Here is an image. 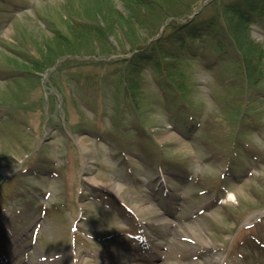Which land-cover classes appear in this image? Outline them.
<instances>
[{"label":"rangeland","instance_id":"374dc122","mask_svg":"<svg viewBox=\"0 0 264 264\" xmlns=\"http://www.w3.org/2000/svg\"><path fill=\"white\" fill-rule=\"evenodd\" d=\"M9 1L15 9L0 5L5 264H136L135 245L148 243L156 264H264V247L253 252L248 241L264 242V78L248 107L233 50L188 41L176 59L153 62L128 95L115 76L132 53L127 40L109 37L114 53L79 48L72 28L102 26L104 10L126 12L123 0ZM251 34L264 46L260 27ZM47 43L59 57L41 67ZM251 108L242 137L238 116ZM222 185L230 196L219 200ZM139 235L148 243L131 239Z\"/></svg>","mask_w":264,"mask_h":264},{"label":"trees","instance_id":"16d2710c","mask_svg":"<svg viewBox=\"0 0 264 264\" xmlns=\"http://www.w3.org/2000/svg\"><path fill=\"white\" fill-rule=\"evenodd\" d=\"M202 1L204 0H123L125 13L111 7L107 14L98 3L97 14L104 10V13L99 14L104 19L101 21L102 26L84 23L78 27L73 25L72 28L78 32L76 46L99 48L102 52L114 53L116 48L107 40L114 34L122 35L131 46L132 53L123 59V67L119 74L115 75L122 80L126 94L135 95L139 90L142 75L158 58L176 59L178 57L175 55L176 49L186 48L188 41L211 39L218 44L224 54L230 51L229 48L233 50L236 56L233 63L240 69L235 72V79L238 80L237 77L241 76L247 81L242 91L243 96H247V104L250 107V102L262 95L256 94L255 90L259 88V83L264 78V46L253 39L251 29L253 26H259L264 32V0H210L198 15L192 16ZM0 5L9 10L15 6L9 0H0ZM206 11H210V14L206 15ZM167 19L172 20L162 34H159V26ZM143 30L148 37L144 45L139 42V33ZM46 46L51 57L47 62L45 56L41 61V67L59 57H54L55 50L50 44L47 43ZM57 47L59 48L58 43ZM72 50L71 47L70 51ZM60 51L59 48L56 53ZM70 51L68 55H71ZM230 59L233 61V55L223 60ZM158 66H155L156 70ZM37 68L41 70L40 67ZM179 86L181 85L176 87ZM253 113L254 109L251 108L238 116L236 127L242 131V137L251 132L249 130ZM243 146L245 148L246 145ZM236 148L235 145L232 158L239 153L235 151Z\"/></svg>","mask_w":264,"mask_h":264},{"label":"bare ground","instance_id":"6f19581e","mask_svg":"<svg viewBox=\"0 0 264 264\" xmlns=\"http://www.w3.org/2000/svg\"><path fill=\"white\" fill-rule=\"evenodd\" d=\"M155 261H152L151 264H153Z\"/></svg>","mask_w":264,"mask_h":264}]
</instances>
